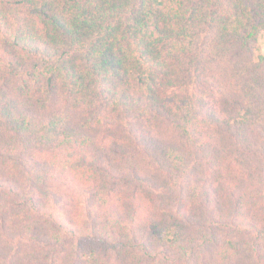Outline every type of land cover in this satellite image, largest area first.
I'll use <instances>...</instances> for the list:
<instances>
[{
	"label": "trees",
	"instance_id": "obj_1",
	"mask_svg": "<svg viewBox=\"0 0 264 264\" xmlns=\"http://www.w3.org/2000/svg\"><path fill=\"white\" fill-rule=\"evenodd\" d=\"M264 0H0V264H264Z\"/></svg>",
	"mask_w": 264,
	"mask_h": 264
},
{
	"label": "rangeland",
	"instance_id": "obj_2",
	"mask_svg": "<svg viewBox=\"0 0 264 264\" xmlns=\"http://www.w3.org/2000/svg\"><path fill=\"white\" fill-rule=\"evenodd\" d=\"M257 55H264V34L259 38L257 42Z\"/></svg>",
	"mask_w": 264,
	"mask_h": 264
}]
</instances>
